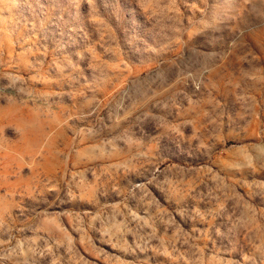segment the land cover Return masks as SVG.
Returning a JSON list of instances; mask_svg holds the SVG:
<instances>
[{
  "label": "rangeland",
  "instance_id": "obj_1",
  "mask_svg": "<svg viewBox=\"0 0 264 264\" xmlns=\"http://www.w3.org/2000/svg\"><path fill=\"white\" fill-rule=\"evenodd\" d=\"M0 264H264V0H0Z\"/></svg>",
  "mask_w": 264,
  "mask_h": 264
}]
</instances>
